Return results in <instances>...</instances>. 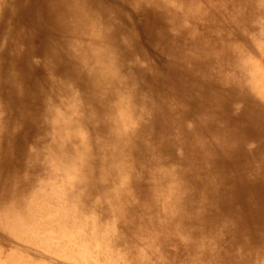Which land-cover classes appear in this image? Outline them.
Returning <instances> with one entry per match:
<instances>
[{
	"label": "bare ground",
	"instance_id": "6f19581e",
	"mask_svg": "<svg viewBox=\"0 0 264 264\" xmlns=\"http://www.w3.org/2000/svg\"><path fill=\"white\" fill-rule=\"evenodd\" d=\"M257 248L264 0H0V264Z\"/></svg>",
	"mask_w": 264,
	"mask_h": 264
},
{
	"label": "rangeland",
	"instance_id": "374dc122",
	"mask_svg": "<svg viewBox=\"0 0 264 264\" xmlns=\"http://www.w3.org/2000/svg\"><path fill=\"white\" fill-rule=\"evenodd\" d=\"M131 20H132V25L138 27V29L136 30V33H138L137 36H138L139 45H141L143 50L148 51V53H149V55H150L152 60L158 61L159 60L158 59L159 55L158 54H155V55L153 54V48L151 47L150 42L146 39L144 33L139 28V26H141L139 20L135 16H132ZM249 246H250V249H251V248H254L256 245H255V243L252 240H250L249 241ZM246 257H248V255ZM257 257H264V249L263 248H257V250H255L254 253H252V258L253 259H256Z\"/></svg>",
	"mask_w": 264,
	"mask_h": 264
}]
</instances>
